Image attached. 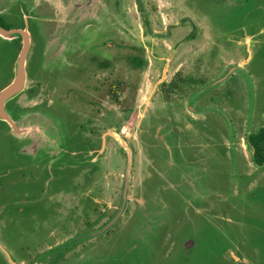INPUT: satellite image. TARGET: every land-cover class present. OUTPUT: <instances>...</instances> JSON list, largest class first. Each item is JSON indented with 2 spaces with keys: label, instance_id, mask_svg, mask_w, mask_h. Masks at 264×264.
I'll use <instances>...</instances> for the list:
<instances>
[{
  "label": "rangeland",
  "instance_id": "374dc122",
  "mask_svg": "<svg viewBox=\"0 0 264 264\" xmlns=\"http://www.w3.org/2000/svg\"><path fill=\"white\" fill-rule=\"evenodd\" d=\"M64 1L38 15L52 36L43 55L33 44L16 96L26 144L0 120V264H9L2 246L17 259L33 247L36 264H220L228 248L246 247L264 264V164L248 140L264 127L257 1L95 0L94 12L91 0ZM103 31V54H84L78 39L96 45ZM13 51L0 46V89L16 72ZM62 136L77 146L90 138L101 154H70L58 178L71 181L51 194L58 210L34 237L28 214L46 213L26 193L55 177L36 178L18 149L35 141L56 157Z\"/></svg>",
  "mask_w": 264,
  "mask_h": 264
},
{
  "label": "flooded vegetation",
  "instance_id": "af4514ba",
  "mask_svg": "<svg viewBox=\"0 0 264 264\" xmlns=\"http://www.w3.org/2000/svg\"><path fill=\"white\" fill-rule=\"evenodd\" d=\"M256 1H257V5H256L255 10H254L255 18L252 21V23L254 24L253 26H255V28L264 25V0H256ZM32 8H33L32 0H14V1L13 0H0V26L5 28V29H8V30L18 31L14 35H12L11 37L10 36L7 37V39H3L2 37H4V36H0V46L3 45L5 47H12L14 49V51L12 52V56H13L12 63H13V60H15V59H17V61H18V58L20 56V53H21L23 45H24V35L20 31L28 32L30 37H31L30 52H32V50H33V47H32L33 44L34 43L37 44L36 41H38V43H40L42 45L41 47H43L42 55H43V53H45V51H44V49L46 48L45 45L47 44V42L49 43V40L52 36V35L48 36L46 34L47 31L50 29V28H47V25L49 23L42 22L43 21L42 17L38 16V15H41L42 11L38 10V9H34V8L32 9ZM89 11H90V9H89ZM93 26H94V24H88V25H85L84 28H85V30H88L91 28H97V27H93ZM96 30L101 31L100 28H97ZM56 31L57 30H55V32ZM256 32L258 34L261 33L260 30L259 31L257 30ZM103 33H104L106 38L103 39L102 41H99L98 44H96V45L93 44L92 46L86 45V44L84 45L83 40L78 39L79 40V47H80V49H84V54L86 52H87V54L93 53L92 55L103 54V53H101L103 51L101 49L102 44L109 43L108 41L111 40V35H110L111 31H108V32L103 31ZM53 38L54 37H52V39ZM55 39H56V37H55ZM65 52H67V51H65ZM260 52L262 55H264V48H261ZM54 57L56 58V60L60 59L59 57L58 58L56 56H54ZM136 58L134 59L135 61H136ZM59 61H61V60H59ZM109 62H111V58H109ZM107 65H108L107 63H103V62L100 63V66L102 68L106 67ZM56 67L59 68L60 66H56ZM9 71H10V78L12 77V79L10 81V83H11L15 78V74L13 72V68H12V70H9ZM11 73H12V75H11ZM8 85L2 87L0 89V92L5 87H7ZM6 108L8 110V113L10 114L12 119L14 120V122L18 123L20 121V117L22 115V111L24 108V106L21 103V100L15 96L14 98H12L11 100H9L7 102ZM47 118H48V121H50V123L58 131H60L58 126L55 124L54 119H52L49 116H47ZM0 120L6 122L8 124L9 129H10L9 133L14 139L22 141L24 143V145L26 144L25 139H23V137H22V136H24V135H22V132H19V134L16 133L13 129V126L7 120L1 119V118H0ZM19 128H21V127H19ZM27 129H25V130H27ZM261 129H264V127H262ZM259 131L255 132V133H258ZM27 132H28V130H27ZM61 141H62V144H61L62 149L60 151L61 155H57L56 157L53 154L54 153L53 150L49 151V150H46L44 148L39 149L37 147L35 141L30 143L31 145H29V151H27L28 146L24 147V145L18 149L19 155L23 154V155L29 156L31 159L33 158V160H34L33 164L36 167V170H39L38 171L39 174L35 175L36 178H38L46 170H49V172H53L54 177H55L53 180H49V181L47 179H45V181L43 180L44 185L39 189V193L37 195L33 194V196H32V195L26 193V195H28L30 197L29 203H31V205L40 206L41 208H43V210L46 213V214H42L40 212H30L28 214L30 216V222H31L30 231L32 233H34L33 234L34 237H36L35 233L37 231L39 232V230H44V229L48 230L47 222H44L41 225H37V222L39 220L44 221V220L50 219V216L53 213H55V210H58V208L55 206V204H57V202H58V201H55V198H57V197H55L54 195H51V194L55 193V192L58 193L61 191H62L61 193H63V190H59V189H61L62 186L65 187V185L67 183H69L70 179H66V178L65 179H59L58 177L62 173H65L66 176L69 174L68 172L70 169L69 168V166H70V164H69L70 154L79 155V153H81L85 157L90 156L92 153H95L97 155L101 154V149H94L93 148V146H92L93 141L90 138L88 139V141H84L83 144L80 146H77L74 144L66 145L63 136H62ZM76 146L80 150H76V148L73 149V147H76ZM23 147H24V149H23ZM254 154H255V148H254ZM263 164H260V165H263ZM34 180H37V179H34ZM39 181H41V180H39ZM37 182L38 181H27V184L31 185V184H36ZM254 183L255 182L252 181L248 185L249 190H252L254 188L253 187ZM25 199L27 200V198H25ZM22 211H23V209L20 208L19 209V215L22 214ZM13 220H14V222H17L16 226L21 227L22 222H23L22 217L20 218L18 216L17 218L15 217ZM22 229H24V228L21 227V230ZM106 229H108V227L105 228V230ZM65 245L67 246V244H65ZM65 245H60L61 247H58L59 249H56V251H54V249H53V251L57 253L56 257L57 256L59 257L63 254V249L64 250L66 249V248H64ZM23 248H26V247H23ZM23 248L21 247L17 251L18 255L21 259H17L13 255V253L11 254V252H9V250L6 247L2 246L1 250H2V253L5 255V258L9 264H14V262L16 264H36L35 261H32V259L35 260V258H36L35 255L32 254L33 247H30L31 248L30 249V255L28 258L23 257L24 256ZM51 248H53V247H51ZM191 249L189 250V252L191 251ZM234 249H236L239 253V254H237V256H235V254H234ZM257 251H258V249H254L253 252H249L246 247H230L226 251L223 252L222 257L219 259L220 264H260L259 263L260 260L254 258V255H255L254 252H257ZM189 252H185V253L189 254ZM230 253H231V256H229Z\"/></svg>",
  "mask_w": 264,
  "mask_h": 264
},
{
  "label": "water",
  "instance_id": "95a60500",
  "mask_svg": "<svg viewBox=\"0 0 264 264\" xmlns=\"http://www.w3.org/2000/svg\"><path fill=\"white\" fill-rule=\"evenodd\" d=\"M33 2V8L38 9L43 11V9H47V6L49 8L54 7V6H62L65 1L64 0H32ZM86 2H88L86 0ZM96 4V1H95ZM89 7V6H88ZM87 8V7H86ZM69 9H71L69 7ZM90 11L94 12V8L91 6ZM89 11L87 12V14ZM16 30H8L0 26V35L4 37H11L14 35ZM24 35V45L22 48V51L20 53V56L17 61V67H16V72H15V78L14 80L7 86L5 87L1 92H0V118L7 120L12 126L13 129L16 133L19 134L21 132V128H19L8 113V110L6 108L7 102L14 98L15 96L19 95L24 89L26 85V80H27V61L30 53V48H31V37L28 32L20 31ZM14 264H16L14 262Z\"/></svg>",
  "mask_w": 264,
  "mask_h": 264
},
{
  "label": "trees",
  "instance_id": "16d2710c",
  "mask_svg": "<svg viewBox=\"0 0 264 264\" xmlns=\"http://www.w3.org/2000/svg\"><path fill=\"white\" fill-rule=\"evenodd\" d=\"M138 60V59H136ZM249 142L255 148V160L259 164L264 163V129L249 136Z\"/></svg>",
  "mask_w": 264,
  "mask_h": 264
},
{
  "label": "crops",
  "instance_id": "0c3cea01",
  "mask_svg": "<svg viewBox=\"0 0 264 264\" xmlns=\"http://www.w3.org/2000/svg\"><path fill=\"white\" fill-rule=\"evenodd\" d=\"M14 1V0H13ZM82 3H80V5H78V9H80L81 8V5L83 6V3H85L86 4V0H82L81 1ZM91 2V5L95 2V0H91L90 1ZM96 4H94V8L96 7L95 6ZM34 6V5H33ZM53 40H55V37L53 38ZM53 42V41H52ZM21 132H22V135H24V134H26L27 133V130H21Z\"/></svg>",
  "mask_w": 264,
  "mask_h": 264
},
{
  "label": "bare ground",
  "instance_id": "6f19581e",
  "mask_svg": "<svg viewBox=\"0 0 264 264\" xmlns=\"http://www.w3.org/2000/svg\"><path fill=\"white\" fill-rule=\"evenodd\" d=\"M94 4H95V2L92 4V7L94 8Z\"/></svg>",
  "mask_w": 264,
  "mask_h": 264
}]
</instances>
